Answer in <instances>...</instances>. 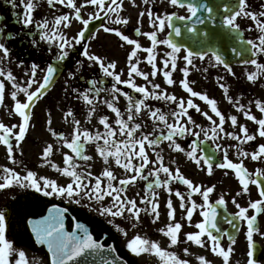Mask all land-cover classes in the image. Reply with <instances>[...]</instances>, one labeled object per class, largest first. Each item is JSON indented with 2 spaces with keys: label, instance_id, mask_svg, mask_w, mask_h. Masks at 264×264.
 I'll list each match as a JSON object with an SVG mask.
<instances>
[{
  "label": "snow or ice",
  "instance_id": "obj_1",
  "mask_svg": "<svg viewBox=\"0 0 264 264\" xmlns=\"http://www.w3.org/2000/svg\"><path fill=\"white\" fill-rule=\"evenodd\" d=\"M154 3V0H152ZM14 3V0H13ZM24 12L22 23L30 26L34 23V12L37 10V4L33 0H21ZM50 7H55L57 4L63 5L72 9L74 16L61 14L56 16L54 24L50 28L49 21L45 18L35 27L41 30L39 39L47 42L48 45H55L57 52L54 56L55 62L60 63L66 61L70 53L76 49L77 45L82 47V55L86 58L85 61H77L75 71L68 72V79L65 81L64 91L75 95L78 99H82L90 106L87 113L88 122H91L92 117L96 113V104L102 102L106 107L114 113V122H110L107 115L99 118V124L103 126L104 131H90L82 129L81 120L77 118L73 110L68 109L64 112L63 118L65 121L68 118L72 120L73 131L71 138L62 133H58L51 125V112L48 113L47 126L52 137L58 142H62V147L70 150V153L63 154V164L60 166L52 159L54 152L57 150L54 144L48 143L41 152L40 167H50L62 177L67 178L65 183H60L57 179L47 176H38L36 171L26 170L25 174H21L13 167H3L0 169V192L5 190L19 188L24 190L27 197H36L39 194L42 197H58L69 202L80 204L81 200L86 199L94 202L97 208L94 209L100 216L111 218H124L129 216L133 219L135 227L142 222L141 214L144 213L152 218L151 222L155 224L161 218L160 196L154 189L161 188L167 193L165 207L167 209V217L169 223L160 228V233L169 240V248L175 247L181 243V233L184 224L177 220V208L174 206L172 197L175 196L179 201V208L183 210V219L186 220L189 226L192 225L194 214L199 210V215L202 219L194 224L195 232H187L184 234V243H191L199 248H208L211 253L222 259L223 264H230L231 256L234 252V247L225 246L223 237H227L231 245L236 244L230 232L223 231L217 222V217L220 215L218 206L227 207L228 201L221 194L215 203L211 202L210 196L215 192V185L204 187L197 185L192 179L187 178L180 167L175 169L165 164V157L162 151H157L165 141L167 147L177 153H183L190 161H192L201 170H205L202 165H206V172L209 176L213 175L212 158L205 155H198V147L195 140L192 142L191 150L185 151L181 143L177 142V138H186L188 136L195 137L199 140L201 135L207 140L217 141L228 138L238 142L235 147L239 162H234L229 158L228 148H223L220 144H216L217 151L223 152V162L215 166L230 170L240 185V191L236 193V197L242 195H250V186H255L258 190L259 199L250 200L248 206H242L237 202L235 197L231 203L235 205L238 211L234 214V218L225 216L224 219L234 229L240 227L239 221L246 225V241L249 251L247 264H257L258 246L254 239L255 235H260L264 238V232H261L258 225V217L264 215V167L256 168L253 171L245 166V160L250 159L254 162L264 164V143H260L258 148L252 152L243 150L242 145L257 140V137L264 138V118H258L251 112V102L246 106L234 100L229 94V87L223 82L224 76H217L216 82L229 104L236 107L237 111L242 113L248 120L254 122L258 127L255 134H250L247 125H241L238 122L236 115L230 117L225 116L218 106V101L210 97L206 92L197 91L194 88L195 81L190 80V69L196 68L193 63L194 58L204 60L206 53L194 52L191 49H183L182 59L184 67L179 71L182 73V78L177 81L173 74L178 70V61L181 59L182 46L175 43L172 39L173 33L176 36L181 35V27L177 26L175 21L191 22L189 28L188 23L184 27L191 32L197 31V25H204L206 22L212 25L217 24V15L220 5L210 6L205 2H194V0H167V4L173 8L187 9L188 15H179L175 12L158 14L153 11L152 7H146L138 13L137 26L132 30L135 35L146 37L150 42V46H144L139 39L130 37L120 28L103 26V31L106 33H114V35L123 42V46H131L127 56V79H122L124 73L118 71V65L114 61L105 62L101 56L90 52L89 46L84 44L86 33L91 35L89 25L95 20H100L103 24L105 19L114 25L129 26L130 17L121 15L125 11V0H83V3L78 6L76 0H46ZM144 5H149L150 0H143ZM91 5L95 11L89 13L85 18L82 15V8ZM130 6L138 7L136 0H130ZM147 15L152 31H141L139 25L143 23L144 16ZM114 17V19H113ZM250 19L253 22L254 29L258 32V38L244 39L241 30L240 19ZM73 19L81 25L80 30L70 38L61 31V28L71 29ZM221 27L227 28L230 34H235V39L240 44L246 45L241 49L233 47L231 51L243 57L246 54L248 59L243 61L244 64L252 65L255 71H250L247 74V81L254 85L264 83V62H260L258 58H264V0H260L257 8L254 10L250 0H237L234 4L223 5V15L219 18ZM171 29L166 38H159L158 34ZM252 31L253 28L247 29ZM2 31V29H0ZM205 36L209 33L205 32ZM36 43V41H33ZM90 43V42H89ZM166 46L170 51L164 53L161 60L162 67L158 66V47ZM51 52V47L49 48ZM0 52L3 57L10 56V48L5 43L0 42ZM140 53L146 54L142 59ZM211 56L214 58L212 67H221L227 74L235 76L236 73L233 67L226 62L225 58L213 51ZM146 62L151 66L150 71L141 69V64ZM98 66L103 77L111 78L114 83L110 88L98 87L103 80L91 79L88 84L91 85L85 91H81L78 87H73L69 81L76 80L77 74L87 68ZM197 71L200 69L196 68ZM206 73L207 68L203 69ZM38 72L43 75L37 79ZM58 72V67L49 63L45 68H41L39 64L32 63L30 70L25 75L29 76L27 86H21L17 82V77L12 71H5L0 68V107L5 106L6 83L11 82V87L15 89L11 92V99L14 101V113L19 117V123L7 126L0 122V145L6 149V155L12 165H22L23 161H18L16 158V150L21 148L22 143L28 136L31 122L34 118L33 110L36 105L48 95V89L53 86L54 79ZM157 75H162L163 81L167 86H176L179 83L180 88L187 94L188 98L183 96L178 97L175 94H169L167 89L162 88L160 83H154L150 76L155 78ZM142 78L146 82L145 85H138L136 78ZM33 85H36L32 90ZM119 85H124L128 89H132L135 93L140 94L142 98L134 99L129 92L124 91ZM151 86V90L149 88ZM107 92L111 99L101 100L100 94ZM18 93H23L26 98L21 101L18 98ZM90 93L92 95H90ZM123 96L126 101V111H122L118 107L120 97ZM164 101L175 105L171 116L174 122H169L168 114H165L160 107L153 108L148 101ZM196 100L202 101L208 107L209 111L202 110L200 104ZM255 107L261 114H264V101L257 99ZM190 110H194L210 122V127L204 128L194 119ZM147 112L152 124L151 132L144 131L145 123L136 122L137 117L142 112ZM218 118L214 119L213 117ZM230 120L231 126L236 128L239 126L240 134L225 130L226 122ZM115 125V126H114ZM162 126V127H161ZM164 129H167L165 132ZM199 129V131H196ZM139 133V137L137 136ZM119 137V138H118ZM94 145L95 151L102 159L106 166L100 175H93L91 171H80L81 165L77 160L89 162L93 160V156L86 154V146ZM229 147H232L230 145ZM151 150L154 159L150 157ZM20 155H23L21 152ZM122 169L127 175L124 178H119L112 170V164ZM176 163V161H173ZM149 165H152L149 168ZM147 169V171H146ZM161 174L164 179H161ZM227 174V172H226ZM152 178L151 180L149 178ZM105 178L107 183L105 184ZM94 181V182H93ZM139 181H145L146 192L144 196L136 193L133 198L128 195L129 187L135 186ZM118 182V183H114ZM173 183H180L186 186L187 193L181 190H174ZM31 190V191H29ZM199 195L202 198V203L198 204L192 197ZM187 196V199H186ZM106 198L110 199L108 206L104 205ZM250 210L252 214H250ZM66 208H61L53 205L47 209V215H40L39 218H29L35 216L36 213H24L20 217L21 223L26 227L30 226L34 233L37 242L41 245H46L47 250L51 253L50 264H87L86 256L100 253H108L109 256L116 252V248H106L105 242L98 240L89 228L81 223H76V231H68L65 225ZM17 210L0 209V264H29L26 253L23 250H17L12 241L8 238V232L14 226L17 220ZM110 223L112 221H109ZM117 231L122 232L127 236V231L116 224ZM127 248L136 256L143 254L154 255L159 259L161 264H189V260L180 258L174 251H169L156 241H150L146 238L136 235L127 243ZM264 252V249H260ZM185 254H190L189 249H183ZM13 255L16 259L13 261ZM199 264H212L206 256L198 257ZM101 264H116L114 258L103 259Z\"/></svg>",
  "mask_w": 264,
  "mask_h": 264
},
{
  "label": "flooded vegetation",
  "instance_id": "obj_2",
  "mask_svg": "<svg viewBox=\"0 0 264 264\" xmlns=\"http://www.w3.org/2000/svg\"><path fill=\"white\" fill-rule=\"evenodd\" d=\"M27 2V0H25ZM37 4V10L34 12V18L39 20V23L43 19H47L50 23V27L54 24V20L56 16L61 14H68L70 16H74V12L72 9H69L63 5L57 4L55 7H50L46 4V0H33ZM78 6L83 3V0H76ZM237 2V0H235ZM250 3L252 4L253 9L255 10L260 3V0H250ZM136 4L138 7L133 8L130 6V0H125V11L121 13V15L130 17V25L125 27L122 25H114L110 24V22L105 19L104 23L102 24L100 20H95L90 24L91 27H96V29L91 32V35H86V40L84 41L85 45L89 46V50L92 53H95L96 55L101 56L103 59H105V62L114 61L118 65V71H121L124 73V76L122 79H127V56L130 51L131 46H121L123 44L122 41L117 38L114 33H106L103 31V26H111L120 28L122 31H124L126 34H128L130 37L137 38L140 40L142 45L144 46H150V42L147 40L146 37L143 36H137L133 32V28L137 26V18L138 13L142 10H144L146 7H152L153 11H156L158 14H164V13H172L175 12L179 15H188L187 9H180V8H173L170 5L167 4V0H154V3L152 0H150L149 5H144L143 0H136ZM48 9V10H47ZM45 10H47L48 13H45ZM95 11L94 6L87 5L82 8V15L85 16V18L88 17L89 13H93ZM23 4L21 3V0H0V42L5 43L6 46L10 48V56L9 57H3L2 52H0V68H7L5 71H12L13 74L17 77V82L21 86L27 85V80L29 79L28 75H25V73L29 72V67L32 63H37L40 65L41 68H45L49 63L56 64L58 67V70H60V73L57 74L55 84L53 88L55 89V94L53 101L50 102V104L54 105L55 113L60 118V122H72L71 118H68L67 121L63 118V115L61 113H64L66 110L71 109L76 114L77 118L81 120V122H88L87 119V113L89 111L90 106L87 105L82 99H78L75 95L65 93L64 86L65 81L68 79V72L75 71L77 67V61H85V63H90L86 61V58L82 55V47L80 45L76 46V49L73 50L70 53L69 58L64 61L57 64L54 60V56L57 52V48L55 45H48L47 42L41 41L39 39L41 35V30H38L34 23L30 26H26L22 23L23 18ZM38 12V13H37ZM53 15V16H52ZM114 19V17H113ZM239 23L241 24V30L246 37V39H257L258 38V32L254 29L253 22L250 19H240ZM141 31H152L155 29H152L149 24V20L147 15L143 18V23L139 25ZM252 27V31H248L247 29ZM81 25L79 22L75 21L73 19V26L71 29H64L61 28V31H63L69 38L77 33L78 30H80ZM169 32V29L166 28L164 32L159 33V38L163 39L167 37V34ZM33 41H36V43H33ZM90 42V43H89ZM51 47V52L49 51V48ZM158 58L157 63L158 66L162 67L161 60L164 57V53L167 51H170L166 46H159L158 49ZM141 58L143 59L146 54L140 53L139 54ZM260 62H264V58H258ZM47 62V64L45 63ZM15 65V66H14ZM13 66L18 68L16 70L13 69ZM141 69L144 71H150L151 66L147 65L146 62L141 64ZM248 73H245L244 76L247 77ZM43 73H41L42 77ZM138 78V77H137ZM136 78V80H137ZM0 79H4V77H0ZM91 79H98L103 80L102 84H98V87H104V88H110L111 85L114 83V81L111 80V78L103 77L102 73L100 72L98 66H93L91 68H87L86 70L81 71L77 74V79L69 81L71 86L78 87L81 89V91H85L88 88L91 87L90 84H88V81ZM249 84H251L254 87H260L264 88V83H260L258 85H254L248 81ZM124 91L129 92L134 99H139L140 94L135 93L132 91V89L126 88L124 85H119ZM52 88V89H53ZM218 89L219 86H218ZM15 90L11 87V82L6 83V94H5V106L0 107L1 109V116H4L5 118H9V116H13V113L11 111L12 106L14 104V101L10 102L11 99V92ZM201 92H206L205 90H202ZM217 94L214 93L213 96L216 100ZM90 95H92L90 93ZM101 100L103 99H111V96L107 92H103L100 94ZM210 96V95H209ZM23 97V98H22ZM21 101H24L26 99L24 95L22 94L21 97H18ZM213 98V97H212ZM126 99L121 96L120 100L118 102V107L121 108L122 111H126ZM10 107V110H9ZM226 118L230 117L231 115H236L238 117V122L241 125H247L249 128L250 134H255L257 130V125L252 122L248 121L245 117H242L240 114H226L224 113ZM256 115L258 118H264V114H261L260 112L252 113ZM107 115L110 119V122H114L115 115L114 113H111V111L106 107L105 104L102 102L96 104V113L92 117L91 121L96 120L99 121V118L101 116ZM171 116L169 119H172ZM214 119H217L215 116ZM139 120V117H137V120ZM170 122V121H169ZM198 124L203 126L204 128L210 127V122H208L204 117H200L198 120ZM64 125H66L64 123ZM115 126V125H114ZM62 128V127H61ZM59 133L64 134L65 136L71 138V133L73 130L68 131L65 128L59 129ZM225 130L229 132H236L237 134H240L239 132V126L236 128H233L231 126L230 120H228L225 124ZM91 131V130H90ZM196 131H199V129H196ZM101 132H103L101 130ZM140 135L137 133V136ZM190 137V136H188ZM177 138V142L181 143V145L185 148V151H190L192 142L195 140L196 145L199 149L198 155H203L204 149L209 150L215 154L216 159L218 160V163L223 162V152L217 151L216 144H220L223 148H228L229 158L232 159L234 162H239V158L237 156V150L235 145L238 143L236 141H233L228 138L220 139L217 141H211L205 139L203 134L199 138V140H196L194 137V140H190V138ZM119 138V137H118ZM198 143V144H197ZM260 143H264V138L257 137L256 141L249 142L245 145H242L241 148L243 150L252 152L258 148V145ZM232 145V147H229ZM55 148L57 149L55 151V160L56 163L60 166H64L63 164V154L65 152L70 153V150L62 147V142H58L55 145ZM95 150L94 145H87L86 146V154L89 155V153H92ZM206 150V151H207ZM157 151H162L164 157H165V164L169 167L175 169V167L179 166L183 174L187 177L193 180V182L197 185H203L204 187L213 186L215 185V192L210 196L211 202L215 203V201L219 198L221 194L225 196V199L228 201L227 207L224 208L223 206H218V212L221 215H226L229 218H234V214L238 211L236 209L235 205L231 203V200L233 197L237 199V202L240 203L242 206H248V203L250 200H256L259 199L258 196V190L255 186H250V195H242L239 197H236V193L240 191V185L235 178L234 174L230 170H224L216 167L213 165V175L209 176L206 172V165H202V167L205 170H201L200 167H197L192 161H190L183 153H177L172 151L170 148L165 146H160ZM152 158L154 159V156L152 154ZM173 161H176V163H173ZM93 161L85 162V161H79L77 160V163L81 165V168L78 169L80 171H91L93 173ZM245 166L249 169V171H253L256 168L264 167V164H261L259 162L251 161L250 159L245 160ZM152 165H150V168ZM227 172V174H226ZM94 175V174H93ZM164 175L161 174V179H164ZM56 179L60 183H65L67 181V178L62 177L60 174L56 173ZM152 179L151 177L149 178ZM147 183V182H146ZM174 190L178 189L182 192L187 193L186 186L180 184V183H173ZM155 191L159 192L162 189H154ZM166 198H167V193ZM197 201L198 204L202 203V198L199 195H194L192 197ZM174 206L177 208V214L181 217H183V210L179 208V201L178 199L173 196L172 197ZM187 199V196H186ZM69 202V201H68ZM70 205H73L75 207H78V204L75 202H69ZM81 211L82 209L79 208ZM84 209V208H83ZM250 214H252L250 210ZM194 218L200 219L201 216L199 215V210L196 214H194ZM236 223L240 224L239 232H238V238L236 241L241 239L243 243L245 244V249L248 248V244L246 241V225L236 221ZM258 225L260 227L261 232H264V215L258 217ZM223 231H228V229H234L231 225L226 224L219 226ZM255 241L257 242L258 239L261 238L260 235L254 236ZM223 244L229 243L227 237H223ZM259 242V241H258ZM230 244V243H229Z\"/></svg>",
  "mask_w": 264,
  "mask_h": 264
},
{
  "label": "rangeland",
  "instance_id": "obj_3",
  "mask_svg": "<svg viewBox=\"0 0 264 264\" xmlns=\"http://www.w3.org/2000/svg\"><path fill=\"white\" fill-rule=\"evenodd\" d=\"M47 4V3H46ZM48 10V9H47ZM45 10V13H48ZM38 13V12H37ZM53 16V15H52ZM39 23V20H37ZM36 23V18H34V25ZM51 28V27H50ZM184 52H181V59L178 61V70L173 74L174 79L179 81L182 78V73L179 71L180 68L184 67V61L182 59ZM47 64V62H45ZM193 63L196 65V68L200 69L197 71L196 68L190 69V80L195 81L193 85L195 90L202 91L205 90L210 97H213L214 93L217 94V101L218 106L220 107L221 111L226 114H240L242 117L243 114L238 112L236 107L232 104L227 102L223 94L222 89H218V84L216 82L217 76H224V83L230 89V95L234 98V100H239L240 103L244 104L246 108L249 106V102H251V112H259V110L255 107V101L257 99L264 101V88L254 87L248 83L246 77L244 76L245 73L250 71H255L254 66H244V67H233L234 72L236 73L235 76H231L226 73V71L221 67H212L211 65L214 63V59L210 56H207L204 60L195 59ZM15 66V65H14ZM13 69L16 70L18 68L14 67ZM207 68L208 71L205 73L203 69ZM7 68H5L6 70ZM8 70V69H7ZM30 70V67H29ZM42 72H38L37 79L40 78ZM150 79L153 80L154 83H160L162 88L167 89L169 94H175L178 97L183 96L185 99L188 98L187 94L183 92L180 88L179 83L176 86H167L162 79L153 78L150 76ZM137 82V80H136ZM138 85H145L146 82L143 81L142 78H139ZM27 86V85H26ZM36 85H33L32 90H34ZM151 90V86L149 85ZM14 91V90H13ZM23 93H18V97H21ZM55 94V89L53 88L47 96H45L35 107L33 110L34 118L31 122V127L26 137L25 141L22 143L21 148L16 150V158L18 161H23L22 165H12L11 162L8 160L6 155V149L3 145H0V169L3 167H13L16 171L20 172L22 175L25 174L26 170H33L36 171L38 176H47L49 178L56 179V172L51 169L50 167H40V164L43 163L40 159L42 149L48 144H54V147L57 143L56 139L52 137L51 133L48 131L47 126V119L48 113L51 112V119L53 121L51 127L58 132L59 129L62 128L67 129L68 131L73 130L72 122H60V118L55 113L54 105L50 104L53 101ZM23 98V97H22ZM25 100V99H24ZM12 102V100H10ZM148 103L153 107H160L165 114L167 103L164 101H153L149 100ZM196 103L200 104L202 110L209 111V114H212L208 107L204 105L202 101L196 100ZM171 104V103H170ZM173 109H175V105L171 104ZM12 113L13 116H9V118H5L1 116V109H0V122L5 123L7 126H12L13 124H18L19 117L14 113V104L12 106ZM10 110V107H9ZM190 113L193 115L194 119L197 121L201 117L199 113H196L194 110H190ZM62 115L64 113H61ZM170 122H174L173 118L169 119ZM136 122H142L146 124L144 131L151 132L153 130L152 121L148 115V113L142 112L139 116V120ZM64 123L66 125H64ZM62 127V128H61ZM82 129H88L93 131L99 130L104 131L103 126L99 124V121L92 120L91 122H81ZM162 127V126H161ZM166 132L167 129H164ZM139 137V135H138ZM191 137V136H190ZM167 144H164L165 146ZM150 151V150H149ZM23 155H20V153ZM89 155L93 156V174L100 175L102 170L106 167L102 161V159L98 156V153L94 150ZM150 157L152 158V152H149ZM53 161L56 163L55 160V152L52 157ZM150 168V166H149ZM112 170L119 178H124L127 174L123 172L122 169L115 166L114 162L112 164ZM147 171V170H146ZM94 182V181H93ZM107 183L105 178V184ZM118 183V182H114ZM31 191V190H29ZM140 193L141 196L145 195L144 189L141 187V183L135 186H130L128 195L133 198L135 197L136 193ZM35 197H27L24 190L19 189L18 187L15 189L5 190L0 192V209L8 210L11 212L13 209L17 210V220L13 227L10 228L8 232V238L14 244V247L17 250H23L26 253V256L29 260V264H48L46 257L39 255L34 248L31 246L29 239L26 234V230L23 228V223L20 221V217L26 213L27 211L34 210L39 205H42L44 202H58V197H42L39 194H35ZM160 196V204H161V218L158 222L153 224L151 222L152 218L147 216L146 214H141L142 222L137 224L133 227L134 221L129 216L127 219L124 218H111L106 216H100L97 211L94 209L97 208V205L94 202H90L86 199L81 200L80 204H78V208L83 209L91 213L89 216L92 217L93 220L99 221L102 225L107 226L111 230L115 236L119 240L120 247L123 251H125L128 255L132 256L134 259L135 264H161L159 259L154 255L150 254H143L141 256H136L127 248V243L134 238L136 235H140L143 238H146L150 241H156L161 244V247L169 250L174 251L180 258L189 260V264H199L198 257L201 255L206 256L212 264H223L222 259L214 256L208 248H199L198 246L191 244V243H184V234L187 232H195L194 224L195 221H192L193 226H189L186 220L183 217L178 216L177 220L184 224V228L181 233V243L175 247L169 248V240L167 237L163 236L160 233L159 229L165 227L168 223L167 217V209L165 207L166 204V194L164 189L159 192ZM111 198H106L104 201V205L108 206L110 204ZM138 199V198H137ZM139 203V199H138ZM109 221H112L111 223ZM116 224H119L120 227L124 228L127 231V236H125L122 232L117 231ZM242 240H239L234 246V252L231 256L230 264H247L249 257L242 255L244 252ZM187 247L189 249L190 254H185L183 249ZM227 247V246H226ZM13 261L16 259V256L13 255ZM260 264H264V261Z\"/></svg>",
  "mask_w": 264,
  "mask_h": 264
},
{
  "label": "water",
  "instance_id": "obj_4",
  "mask_svg": "<svg viewBox=\"0 0 264 264\" xmlns=\"http://www.w3.org/2000/svg\"><path fill=\"white\" fill-rule=\"evenodd\" d=\"M235 0H194V2H205L210 6L220 5L219 11L216 13L217 15V24L212 25L209 22H206L204 25H197V31L191 32L188 28H185V23H188L189 28L191 27V22L185 21H175L176 25L181 27V35L176 36L174 33L172 35V39L178 45H181L182 48L191 49L194 52L200 53H212L213 51L222 55L226 62L230 65L243 63L245 59H248L249 56L246 54L241 57L237 53H233L231 49L236 47L238 50L246 47V45H242L239 43L237 39H235V34H230L227 28L221 27L219 23L220 16L223 15V5L225 4H234ZM208 32L209 35L205 36L204 33ZM54 204H44L37 211L32 212L36 213L35 216H30L29 218H39L40 215H47V209L51 208ZM68 216H70L69 224H73L75 226L77 221L83 222L86 226L89 227V230L94 234V226L92 224L87 223L84 220H80L77 215L73 211H67ZM77 220V221H76ZM28 234L31 238V241L34 244L35 249L39 253L47 254L49 257V261H51V253L48 252L46 245H41L37 242L34 233H32L30 226H27ZM68 231H76V229L68 230ZM95 236V234H94ZM98 240L104 241L106 248L115 247L116 252L109 256L108 253H100L86 256L82 259H87V264H101L103 259L106 258H114L116 260V264H132L131 260L124 256L117 247L116 239L106 230H100L99 234L95 236ZM260 255L257 253V261L259 260Z\"/></svg>",
  "mask_w": 264,
  "mask_h": 264
}]
</instances>
